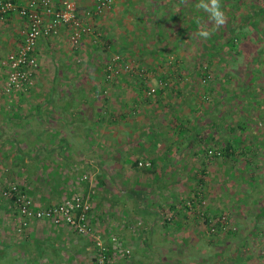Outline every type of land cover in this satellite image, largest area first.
<instances>
[{
	"label": "crops",
	"instance_id": "crops-1",
	"mask_svg": "<svg viewBox=\"0 0 264 264\" xmlns=\"http://www.w3.org/2000/svg\"><path fill=\"white\" fill-rule=\"evenodd\" d=\"M77 2L81 13L92 6L91 0ZM180 4L186 11V0H114L104 35L118 48L124 39L131 41V50L138 51L142 46L133 35L172 34ZM25 29V20L14 13L0 19V85L8 73L4 61L21 45ZM86 43L89 37L83 50ZM79 53L65 28L41 39L34 89L4 98L0 191L17 183L39 207L75 192L90 194L91 235L36 219L19 226L20 216L0 196V264H94L95 235L117 257L116 264H180L186 258L189 264H211L217 252L211 256L207 250L216 245L214 239L204 219L184 209L183 201L197 192L200 199L208 198L207 183L197 189L192 181L207 178L209 169L221 172L220 160L209 167L204 150L226 139L219 122L223 106L214 107L220 92L204 100L194 80L185 82L183 68L191 64L178 61L169 67L163 60L142 59L145 52L130 56L132 66L156 77L144 79L136 70L103 84L106 60L87 55L77 61ZM163 76L171 85L146 97V88ZM141 160H149L151 167H137ZM178 244L190 245L200 256L178 252Z\"/></svg>",
	"mask_w": 264,
	"mask_h": 264
},
{
	"label": "trees",
	"instance_id": "trees-1",
	"mask_svg": "<svg viewBox=\"0 0 264 264\" xmlns=\"http://www.w3.org/2000/svg\"><path fill=\"white\" fill-rule=\"evenodd\" d=\"M111 1L110 7L104 10L102 14L93 15L92 19L90 20L93 33L86 36L90 38L91 45H93L95 50L97 48L100 49V55H102V58L100 59L106 60L102 77L103 84L110 85L113 81H115L116 78H119L126 73L132 74L133 72H136V70L141 76H144V79H147L146 73H148V71L143 70L140 67L134 68L130 59L132 57L130 56H137V53H143L145 51L151 53L155 51L157 54V58L155 59L163 61L168 60L167 64L170 67L171 65H174L175 60L172 58L169 59V55L167 54H176V57H178L177 53L186 51L188 49L187 44L191 41L192 44L194 43L195 47H197L195 50L196 55H194L191 60L195 61V57H197V59L201 58L203 61L197 62V65L193 63L194 66H187V68L189 69L194 67L193 71L197 78L196 81L199 79L198 83H201L204 86L205 90L207 91L206 93H213L215 91L212 90L210 85L218 82L217 84L219 88L224 90V87L226 86L223 84L225 81L230 82L229 77H231V74H229L230 72L222 73L223 71L219 73V75H222L221 77L223 78L219 76L216 78H211L208 75L207 67L213 60L216 59L214 58L215 56L220 55L222 61L228 62L227 59H225V56L227 55L226 58L230 57V53L238 56L237 54H239L243 48L242 45L245 44L248 47L245 49L250 50V52L252 51V54H254L251 60L252 73L254 76L245 81L243 89H245L248 94L242 95L244 96V100L241 101L242 103H240V96L242 93H239L241 91L234 92L232 89H230L231 92L229 94L226 92V89L225 92L219 91V98L214 100V107L224 106L225 109H227L228 102L230 104L231 99L234 97L236 100L238 99L240 105L244 104L241 108L238 107V109L233 111L231 108H228L226 112L223 111L224 114L222 112L219 122L225 127V133H227L223 145L216 146L215 142L212 145L209 143V148L204 149L206 157L210 156L208 151H211L213 154H211L210 157L216 160L220 159L219 168L221 169L220 174L222 177L219 182L216 183L217 189H220H218L220 196L221 193H224L225 198L230 197L229 200H231L233 203H238L236 205L232 203L227 206L225 209L228 210L227 212L229 216L227 217L226 215H223L221 211L217 210L218 212H214V210L211 208L208 209V206H206V200L200 199L201 196L199 192H197L198 194L195 193L193 196L189 197V199L183 201L184 209L191 213H197L200 219H204L203 222L205 223L207 234L211 237L215 238L216 236L218 238V240L213 241L216 243V245H220L222 242L229 241L233 238H238L237 233L244 225H242L244 218L240 217L237 219V215L242 214L241 211L243 207H247L245 210L247 215L245 220L249 219V221L252 222V216L254 217V231H252L251 228L250 232L251 235L254 234V232L259 229V226L264 227V4L261 5V3L256 2L253 6L250 4L251 6L248 9V0H220L221 8L225 13V25L228 27L226 28L224 24L223 26L218 27V29L217 27L213 26L209 27V29H211V35L208 39H203L197 36L198 30L201 27H205L206 22L213 23V21L210 20L208 14L203 9L197 8L194 3L188 5L186 11L183 10V5L180 4L182 12L178 14L177 18L174 19V23L176 24L174 26H176V30L172 31L173 33L169 35H162V32H159L158 34L154 33L152 35L144 33L143 35L137 36V34H135L133 35L134 39L140 40L138 42L142 47L138 48V51H134L131 50L132 48L130 47L131 41L124 39L122 41L123 45L118 48L110 39H108L107 36L100 34L99 30L94 28V24L96 25L97 20L101 18L106 11L112 10L111 8L113 7L114 0ZM194 1L199 2V0ZM91 2L92 6L90 8H86L85 10L93 13L94 2L92 0ZM157 21L159 22V20ZM144 37H146L145 39L152 38V42L150 44H144ZM163 40H166L165 44L167 45L165 48L167 50H163L164 48H161L162 46L160 47L159 43H161ZM184 42L186 43L184 44ZM38 44L36 46V50ZM133 45H135V43ZM71 46L74 51H77L78 49H81V42L78 48H75L72 44ZM222 54L224 57H221ZM116 55L118 57L117 62L120 63L122 69L118 71L112 78L108 79L107 74L110 71L107 69V67L112 62L113 56ZM77 61H79V59ZM183 61L188 63L185 58H183ZM125 66L128 67L126 68ZM113 69V71H115L116 67H113ZM178 69L181 70L179 67ZM36 72L34 73V85ZM171 83L172 82L170 78L167 76L158 77L156 78V84L154 86L152 85L146 88L144 91L145 96L152 97L158 92V90L168 88ZM151 87L156 89L154 95L152 96L146 94L147 90ZM102 92L106 94L107 89L103 87ZM206 96L208 97L207 94ZM207 97L204 100H207ZM209 101L211 102V99ZM250 123H252V127L256 128L252 130L251 135L245 132L247 129H249L248 125ZM215 124L216 122H214L213 125ZM216 152H219L220 155L217 156ZM208 164H210V161H208ZM208 180L202 178L197 179V185L194 187L197 189L203 188V185L207 183L206 188H208V186H210L212 183H210ZM193 181L195 182V180ZM234 185L239 186L240 189L237 188L234 190L231 188V186ZM75 193H81L84 196L88 195L83 191ZM235 196L237 199L235 198L234 200ZM89 199L93 203L92 195H89ZM196 208H198L199 211H196ZM219 237H222V240H220ZM248 238L249 234L245 235V237L239 241L237 248L232 250L234 254H228V256L232 257H227L226 254L225 259H223V261L221 260L220 262L222 264H227V260H229V264L231 262L234 264H245L244 262H246V259L249 255L244 252L245 247L247 246ZM241 254H245V258H242ZM217 255L219 256V259L222 256L220 253H217L215 256ZM220 262H218V264H220Z\"/></svg>",
	"mask_w": 264,
	"mask_h": 264
},
{
	"label": "built area",
	"instance_id": "built-area-1",
	"mask_svg": "<svg viewBox=\"0 0 264 264\" xmlns=\"http://www.w3.org/2000/svg\"><path fill=\"white\" fill-rule=\"evenodd\" d=\"M77 1L27 0L20 4L17 0H0V19H4L9 13H14L26 23L21 45L11 52L4 61L8 67V73L4 83L0 85V106L4 98L10 94L28 92L33 88L34 73L38 67L35 50L41 39L52 37L61 28H65L70 32V43L78 48L82 38L93 33L90 25L93 15L102 14L112 2L111 0H92L94 2L93 13L88 10L79 13ZM117 60V55L113 56L112 62L107 67L110 71L107 74L108 79L122 69ZM113 67H116L115 71H113ZM155 91L156 89L151 87L146 94L152 96ZM208 154L213 153L208 151ZM216 155L219 156L220 153L216 152ZM137 166L149 168L151 162L141 160L137 162ZM89 195L74 193L58 204L39 207L17 183H11L0 191V196L8 199L20 216L19 226H25L30 219H36L46 221L54 226L67 225L81 235H91L88 217L92 210V202ZM93 238L94 264H116L117 257L112 255L102 237L95 235ZM117 241L116 237H111L114 251L119 249ZM128 254V250L124 251V255Z\"/></svg>",
	"mask_w": 264,
	"mask_h": 264
},
{
	"label": "rangeland",
	"instance_id": "rangeland-1",
	"mask_svg": "<svg viewBox=\"0 0 264 264\" xmlns=\"http://www.w3.org/2000/svg\"><path fill=\"white\" fill-rule=\"evenodd\" d=\"M248 1H249V4H247V8L248 9L250 8L251 5L253 6L256 2L261 3V5L264 4V0H248ZM190 2L194 3L195 5H197L199 3V2L194 1V0H186V3H187L186 5L187 6L190 5ZM113 8H114V6L111 9H113ZM109 12H111V11H106L102 15V17L98 19V21L96 22V25L94 24V26H95L94 28L96 30H99L100 34H102V35H104L106 20H108V17H109V14H110ZM152 21H154V20H152ZM164 24H166V23H164ZM224 25H225V23H224ZM212 26L213 27H217V29H218V27L223 26V25L216 26L214 24V22L213 23H211V22H206L205 23V27H207V28L212 27ZM225 26H226V28L228 27L227 25H225ZM85 38H88V37H84L82 39V41H81V49L77 50V52H80L79 54H77L79 56V58L77 57V60L78 59H81V60L84 59L85 60L87 58V55H88L89 57L93 56L94 60L98 59V61L100 62L101 61L100 58H102V55H100L101 53H100V49L99 48H97L95 50V48L93 47V45H91V43L90 44L86 43V45H87L86 49L85 50L82 49V47L84 48L83 40ZM145 38L146 37H144V43L145 44H150L152 42V38H147V39H145ZM197 42H199V41H197ZM185 43L186 42H184V44ZM162 46H165V44H162ZM242 46H243V48L242 49L240 48L241 52L239 54H237L238 56L230 53L229 54L230 57L226 58V56H227L226 55L225 59H227L228 62L222 61L221 58H220V55L219 56H215L214 58H216V59L213 60L209 64V66L207 67L208 75L211 78H216L217 76L221 77L222 75H219V73L222 72V71H223L222 73L230 72L229 73V74H231V77H229L230 82H226L225 81V83L223 85H225L226 87L228 86V87L227 88L224 87V88L226 89V92H228V94L231 92L230 89H232L234 92L241 91V92H239L240 94L242 93L241 96L248 94V92L245 89H243L245 81H247L249 78H252L254 76V74L252 73V66H251L252 65L251 64V60H252V57L254 56V54H252V51L250 52V50L245 49V48H248L246 46V44L242 45ZM187 48H188L186 50L187 52L186 51L178 52L177 53L178 57H176V54H171V53H169L167 55H169V59L172 58L173 60H175V63L178 62V61H183V58H185L188 61V63L191 64V66H194L193 63H195V65H197L196 64L197 62L203 61L201 58L197 59V57H195V61L191 60V58L194 57V55H196L195 50H196L197 47H195L194 43L192 44L191 41L188 42ZM163 50H167V49L164 48ZM85 53H86V55H85ZM156 55L157 54H156L155 51L152 52V53L145 51V53L142 54V57H143L142 59H144V58H157ZM203 55H204V52H203ZM221 57H224V55L222 54ZM130 59L132 60L133 58H130ZM172 62H174V61H172ZM205 66H207V65H205ZM193 68L194 67H191L189 69L185 68V67L183 68V70H184V72H183L184 75L183 76H186L185 82H190L191 80L192 81L194 80L195 84L198 85V88L201 91V93L207 94L209 96V98H212V97L214 98L216 94L212 95L211 92L206 93L207 91L205 90L204 86L201 83L200 84L198 83L199 79L196 82L197 78H196V75L194 74ZM151 76L152 77H156L151 72L150 73L149 72L146 73L147 79H149ZM187 76H188L189 79L187 78ZM221 78H223V77H221ZM217 83L215 82L212 85H210V87H212V90H214L217 93L219 91H221V92L224 91L225 92V89L224 90L220 89ZM241 96H240V103H242L241 101L244 100L243 99L244 96H242V97ZM205 97H207V96H205ZM211 101H212V99H211ZM240 103H239L238 99L236 100L235 97H234V98L231 99V103H230L231 105L228 102L227 109H225V107L223 106L222 110L224 112H226L228 110V108H231L232 111L235 110V109H238V107L241 108L244 104L240 105ZM210 104H211V102H210ZM224 112H223V114H224ZM228 112H230V111H228ZM210 116H212V114H209L208 121L211 120ZM205 121H207V119ZM248 126H249V129H247V131H245V132H247V133H249V135H251L252 130H254L256 128L252 127V123H250ZM225 134L227 135V133H225ZM210 156L208 157V159H210L209 160L210 161L209 167L215 168L216 164H217L216 163L217 161H216V159H214V158H212ZM218 160H220V159H218ZM220 173L221 172L218 173L219 175L213 174V171H211L209 169V174H208L207 178H205L207 180L210 178L208 181L210 183L212 182L211 185L208 186V192H209L208 198L205 197L206 204H207L206 206H208V209L211 208L212 210H214V212L221 211L223 215H226L228 217L229 216L228 212H227L228 210H225V209L227 208V206L229 204H232L233 202L231 200H229L230 197H226L225 198L224 197V193H221V196H220V193H219L220 189L218 188L219 189L218 190L217 187H216V183H218L219 180L222 177V175ZM192 185L193 186L197 185V180H195V182L192 181ZM231 188H233L234 190H236L237 188L240 189V187L236 186V185L231 186ZM263 193H264V191H263ZM235 198H236V196L234 197V200H235ZM237 203L238 202L233 203V204L236 205ZM246 208L247 207H243L242 211H241L242 214L237 215V219L240 218V217L244 218V220L242 221L243 222L242 225L243 224L244 225H243L242 229H240L239 232L237 233L238 234V238H233V239H231L229 241L222 242L220 245H215L216 243L213 242L215 246H211L210 249L207 248L208 249L207 253L210 254L211 256H213L215 254V252L220 253L222 255L220 259H218L217 256H214V258L211 261V264H218V262H220L221 260L223 261V259H225V257H226V254H227V257H232V256H228V254H230V255L234 254L232 250L237 248V245H238L239 241L242 240L245 237V234H247V233L250 234L251 228H252V231H254L253 230V224H254L253 219H254V217L252 216V222L249 221V219L245 220V218L247 216L246 215V211H245ZM233 219H235V218H233ZM251 224H252V226H251ZM256 232H254V234L249 236V238L247 240L248 242H247V246L245 247L244 252L246 254H249V255H248V258L246 259V262H244L245 264H264V227L263 226H259V229H257ZM212 238L214 239V241L218 240V238L216 236H215V238L214 237H212ZM219 238H220V240H222V237H219ZM181 249H182V251H179ZM177 251L178 252H183L185 255H189V256L192 254V255L195 256L196 259H197V257L200 256L199 253L195 249H192V247L190 245H188L185 248H181L180 244H178L177 245ZM242 252H243V250H242ZM241 256H242V258L243 257L245 258V254H241ZM218 260H220V261H218ZM191 261L192 260L188 259V258L181 259L180 260V264H184V263L189 264V263H191ZM227 261H228L227 264H229V260H227ZM232 263L233 262H231L230 264H232ZM220 264H222V263L220 262ZM235 264H237V263H235Z\"/></svg>",
	"mask_w": 264,
	"mask_h": 264
},
{
	"label": "clouds",
	"instance_id": "clouds-1",
	"mask_svg": "<svg viewBox=\"0 0 264 264\" xmlns=\"http://www.w3.org/2000/svg\"><path fill=\"white\" fill-rule=\"evenodd\" d=\"M196 7L203 9L216 26H220L225 23V13L221 8L220 0H199ZM210 35L211 29L207 27H201L197 32V36L203 39H208Z\"/></svg>",
	"mask_w": 264,
	"mask_h": 264
}]
</instances>
